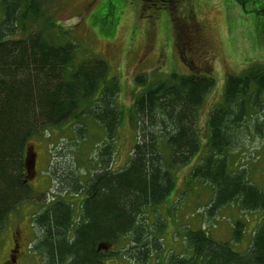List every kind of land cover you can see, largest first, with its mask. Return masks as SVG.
Listing matches in <instances>:
<instances>
[{"label":"trees","instance_id":"obj_1","mask_svg":"<svg viewBox=\"0 0 264 264\" xmlns=\"http://www.w3.org/2000/svg\"><path fill=\"white\" fill-rule=\"evenodd\" d=\"M39 5L37 0H0V234L12 213L42 201L28 185L25 170L33 140L72 122L82 135L89 120L108 141L125 116L116 103L119 84L107 63L82 55L71 40L62 42L63 34L51 38L47 31L56 26L48 21L37 30ZM133 83L137 90L126 116L135 143L126 166L108 169V142L91 159V174L79 175L73 160L66 168L60 164L53 176L60 198L44 201L31 215L36 238L27 255L32 262L264 264V190L233 156L244 129L264 136V64L226 76L221 101L207 115L203 141L199 114L215 86L212 75L172 73L153 82L136 75ZM188 166L189 185L200 182L209 190V217L234 204L240 211L262 213L244 252L232 248L243 237L239 220L232 241H215L207 230L186 225L174 233L181 251L165 250V222L162 217L151 222L150 212L170 200L175 170Z\"/></svg>","mask_w":264,"mask_h":264},{"label":"rangeland","instance_id":"obj_2","mask_svg":"<svg viewBox=\"0 0 264 264\" xmlns=\"http://www.w3.org/2000/svg\"><path fill=\"white\" fill-rule=\"evenodd\" d=\"M37 1L40 4L37 30H44L41 22L48 21L56 26L47 31L51 38L63 34L62 42L71 40L82 55L107 63L109 75L119 84L116 103L125 111V116L108 141L98 125L89 120H84L82 135L77 127H72V122L48 129L32 141L36 159L28 185L42 201L35 206H21L18 212L12 213L6 231L0 234V240L4 241L10 225L20 226L24 235L23 252H28L36 238L31 227L33 210L53 196L60 198L58 179L53 177L54 173L58 175L54 172L56 169L66 168V162L73 160L77 162L79 175L87 171L93 173L90 161L106 142L111 152L108 169L118 171L126 166L135 143V132L127 119L126 108L137 90L133 83L136 75H144L151 82L172 73L212 75L215 86L199 114L198 131L203 141L207 133V115L221 101L226 76H238L252 65L264 64V0H171L168 9L159 0ZM2 14L0 7V22ZM192 36L194 41L190 39ZM260 118L264 124V115ZM233 156L237 167L244 168L251 180L264 190V136L253 133L251 128L244 129L240 146ZM190 170V166L175 170L174 194L167 203L150 212L151 222L161 217L165 222V250L176 254L181 251V239L174 233L181 232L186 225L194 230H207L215 241H232V231L239 220L244 223V233L237 244L233 242L232 248L244 252L262 213L240 211L234 204L209 217L206 214L209 190L200 182L189 185ZM7 249L5 241L0 247V260ZM115 249L112 247L109 251ZM20 264L39 263L32 262L27 255ZM104 264L127 262L117 259Z\"/></svg>","mask_w":264,"mask_h":264},{"label":"flooded vegetation","instance_id":"obj_3","mask_svg":"<svg viewBox=\"0 0 264 264\" xmlns=\"http://www.w3.org/2000/svg\"><path fill=\"white\" fill-rule=\"evenodd\" d=\"M149 1L155 2V0H149ZM159 1H161L164 4L163 6L168 9L169 7L168 4L171 2V0H159ZM197 31L199 32V28H197ZM193 36L190 38L192 41H194ZM12 225H10L11 229L8 231L4 241L0 240V247L4 245L5 241L8 243L7 252L1 258L0 264H20V262L24 259V256L25 257L27 256V252L22 251L24 246V235L22 229L20 228V226H18L15 223ZM4 229H7V227H5Z\"/></svg>","mask_w":264,"mask_h":264},{"label":"water","instance_id":"obj_4","mask_svg":"<svg viewBox=\"0 0 264 264\" xmlns=\"http://www.w3.org/2000/svg\"><path fill=\"white\" fill-rule=\"evenodd\" d=\"M35 159H36V154L33 152V146H30L26 150L25 170H26L27 175L28 176L31 175V177H32V174L35 168Z\"/></svg>","mask_w":264,"mask_h":264}]
</instances>
